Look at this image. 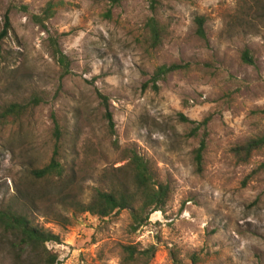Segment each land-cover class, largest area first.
I'll list each match as a JSON object with an SVG mask.
<instances>
[{"label":"rangeland","instance_id":"1","mask_svg":"<svg viewBox=\"0 0 264 264\" xmlns=\"http://www.w3.org/2000/svg\"><path fill=\"white\" fill-rule=\"evenodd\" d=\"M50 3L54 16L44 28L32 16ZM157 7L152 13L149 0H0V32L7 12L12 27L1 42L0 114L13 103L28 107L0 128V209L24 205L35 225L58 235L60 243L46 247L59 264H120L126 244L155 246L152 264H264V174H252L264 149L248 163L233 153L264 135V0H158ZM151 17L165 30L156 48ZM201 17L206 40L197 35ZM50 37L68 58L67 76ZM246 49L253 65L243 62ZM172 64L188 66L153 89L154 71ZM98 93L108 97L115 134ZM181 115L210 118L201 172L202 133L190 136L193 126ZM56 147L61 179L33 177ZM130 149L171 187L165 212L132 233L128 210L103 219L58 206L52 194L63 182L66 195L85 204L111 181L130 182L122 170ZM29 196L44 197L40 210ZM0 264H15L5 245Z\"/></svg>","mask_w":264,"mask_h":264},{"label":"trees","instance_id":"2","mask_svg":"<svg viewBox=\"0 0 264 264\" xmlns=\"http://www.w3.org/2000/svg\"><path fill=\"white\" fill-rule=\"evenodd\" d=\"M120 0H112L113 4H118ZM150 10L152 13H156L158 10V0H149ZM54 7L50 3L43 11L42 15L32 16V20L37 25L46 28V22L53 18ZM107 16H110L108 11ZM197 35L203 40H206V33L204 31L205 19L203 17L197 18ZM147 30L149 32V41L152 47L156 48L162 43L165 30L159 21L155 17H151L146 23ZM12 29L8 12L3 18V27L0 32V53L1 42L8 36L9 31ZM49 46L54 59L61 66L63 75L70 74V64L67 56L59 47L58 39L54 37L49 38ZM243 62L253 65V57L248 49L243 53ZM188 65H163L158 67L149 80V84H152L153 89H159V83L163 81L169 74L183 70ZM148 84L144 85L146 88ZM98 97L101 100L102 105L105 108V118L108 121V126L113 134H115V124L113 115L110 111V105L108 97L98 93ZM35 102L39 101L35 99ZM27 105L13 103L9 105L0 114V128L8 123L13 118H19L27 110ZM181 122L190 124L193 126L190 136L194 137L202 133L199 147L195 151V161L197 165V171H202L203 156L207 148V127L210 122V118H205L201 122H196L181 115ZM54 135L59 143L62 133L58 123L55 120ZM264 149V135L253 139H250L246 143L239 145L233 149L235 158L239 163H248L253 154L257 151ZM130 163L123 171L128 175H131V181L125 179H117L111 181L106 188L96 191L94 197L88 203H83L77 197L66 195L68 190L67 183L63 182V186H58V191L52 196L56 199L58 206L62 209L72 208L76 213H88L98 218H108L114 213L128 210L131 214L130 230L132 233L138 232L142 227L146 226L150 217L156 212H165V209L170 201L171 187L168 184H162L156 180L153 166L149 160L138 154L136 150L130 149ZM59 158V147H56L53 157L48 165L41 169H35L31 175L36 179L43 180L50 177H58L61 179L64 173V168ZM253 176L264 174V162L259 165L257 169L253 171ZM121 181V182H119ZM30 199V196L28 197ZM44 197L40 196L37 199L33 197L30 199L31 205L35 210H40L38 205ZM48 210V209H46ZM25 211L23 205L21 209L4 208L0 209V245L7 246L11 251L15 253V264H59L56 254L48 251L46 245L48 243H60V237L55 235L51 231H47L38 225H35L30 219L28 213ZM52 215H56L59 218L58 213L51 212ZM61 214V213H59ZM121 263L120 264H152L156 255V247L150 246L146 249H140L135 244H126L121 246ZM194 262L197 260V256H193Z\"/></svg>","mask_w":264,"mask_h":264}]
</instances>
